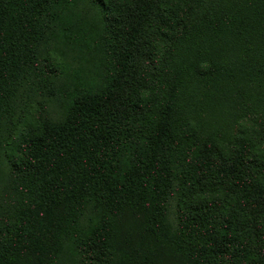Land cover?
<instances>
[{
    "label": "trees",
    "instance_id": "obj_1",
    "mask_svg": "<svg viewBox=\"0 0 264 264\" xmlns=\"http://www.w3.org/2000/svg\"><path fill=\"white\" fill-rule=\"evenodd\" d=\"M0 264H264V0H0Z\"/></svg>",
    "mask_w": 264,
    "mask_h": 264
},
{
    "label": "rangeland",
    "instance_id": "obj_2",
    "mask_svg": "<svg viewBox=\"0 0 264 264\" xmlns=\"http://www.w3.org/2000/svg\"><path fill=\"white\" fill-rule=\"evenodd\" d=\"M32 113V112H31ZM31 114H29L28 116H27V118L26 119H29L31 116H30Z\"/></svg>",
    "mask_w": 264,
    "mask_h": 264
}]
</instances>
